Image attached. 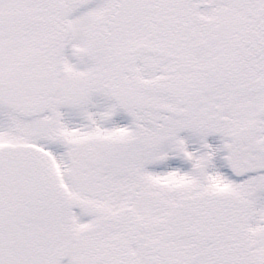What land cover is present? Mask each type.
<instances>
[{
    "label": "snow or ice",
    "instance_id": "obj_1",
    "mask_svg": "<svg viewBox=\"0 0 264 264\" xmlns=\"http://www.w3.org/2000/svg\"><path fill=\"white\" fill-rule=\"evenodd\" d=\"M0 264H264V0H0Z\"/></svg>",
    "mask_w": 264,
    "mask_h": 264
}]
</instances>
